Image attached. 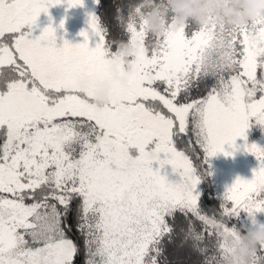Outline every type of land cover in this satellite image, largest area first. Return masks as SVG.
<instances>
[{
    "label": "snow or ice",
    "instance_id": "6c2138e0",
    "mask_svg": "<svg viewBox=\"0 0 264 264\" xmlns=\"http://www.w3.org/2000/svg\"><path fill=\"white\" fill-rule=\"evenodd\" d=\"M62 2L83 4L0 0V264H168L164 253L177 238L181 248L191 241L201 264H224L237 231L248 230L226 221L244 212L255 226L264 213V147L245 136L250 118L264 131V13L239 25L188 23L153 35L143 13L156 8L167 20L165 0H143L127 16L117 8L136 51L127 84L113 83L97 107L92 84L109 76L116 42L92 13L82 43L57 46L51 24L33 36L38 15ZM191 141L203 163L241 147L261 162L251 179L226 187L221 219L198 203L206 173L187 154ZM165 165L178 179L161 175ZM73 212L82 260L69 236ZM204 231L218 238V254L201 246ZM248 264H264V245Z\"/></svg>",
    "mask_w": 264,
    "mask_h": 264
},
{
    "label": "clouds",
    "instance_id": "9594fccd",
    "mask_svg": "<svg viewBox=\"0 0 264 264\" xmlns=\"http://www.w3.org/2000/svg\"><path fill=\"white\" fill-rule=\"evenodd\" d=\"M165 4L168 10L167 20L156 8L143 13L146 29L153 35H160L166 26L169 30H176L189 22L239 25L264 13V0H165ZM135 51L136 48L131 43H117L116 56L124 65L123 74H119L114 66L111 71L112 78L122 86L127 84V73L132 69L129 58ZM110 92L108 82L98 84L93 96L95 105L102 106L109 98ZM259 245H264V224L244 232L237 231L235 252L225 257L224 264H248L249 257Z\"/></svg>",
    "mask_w": 264,
    "mask_h": 264
},
{
    "label": "rangeland",
    "instance_id": "374dc122",
    "mask_svg": "<svg viewBox=\"0 0 264 264\" xmlns=\"http://www.w3.org/2000/svg\"><path fill=\"white\" fill-rule=\"evenodd\" d=\"M97 3H94L93 0H83V4L76 7L69 8L63 2L49 7L47 14L41 12L38 15L32 34L33 36H38L43 28L51 24L55 29L57 46H62L64 41H68L73 45L82 43L83 37L80 36V32L87 29V14L92 13L96 15ZM61 21H63V27H60ZM89 46H94V40L91 37L89 39ZM121 63L122 62L117 56L116 61L112 66H114L117 72L122 75L123 70L120 68ZM81 82H83V86H81ZM81 82V88L89 86L87 80H82ZM103 82H108L110 89H112L113 83H119L112 78L111 69L107 78L95 81L94 84H92V87L96 91L98 84H102ZM249 123L250 127L245 132L246 142L250 144L255 143L260 147H264V131H261L260 126L255 124L254 118H250ZM236 143L238 145H243L245 141L237 138ZM225 150L231 151L227 146H225ZM212 159V163H214L213 169H215L216 175L220 180V187L223 192L237 177L246 180L251 179L253 170L258 168L261 163L260 161H257L254 155L245 152L242 147L235 151L233 155L225 156L222 153H218L213 156ZM153 167L156 168L158 165L154 164ZM160 172L161 175H165L169 181L178 179V177L172 173L170 165H165ZM200 190L199 183L196 186L195 191L200 194ZM239 215H242L241 220H243L247 229L258 226L259 224H264V213L255 214V226L252 224L251 219L248 218L246 213L241 212Z\"/></svg>",
    "mask_w": 264,
    "mask_h": 264
},
{
    "label": "trees",
    "instance_id": "16d2710c",
    "mask_svg": "<svg viewBox=\"0 0 264 264\" xmlns=\"http://www.w3.org/2000/svg\"><path fill=\"white\" fill-rule=\"evenodd\" d=\"M143 0H98L96 7V16L99 17V22L102 28L106 30V40L108 42L115 41L113 44V50H115L116 44L118 42H127L128 34L124 30L123 25H119L116 19L117 8L119 9V14L122 16H127L131 6L142 3ZM159 2V0H157ZM191 23V22H189ZM194 24V23H191ZM4 38H0V41H3ZM209 87L213 81H207ZM193 95H196L194 93ZM181 149H184L185 145L183 143L178 145ZM187 154L193 161V164L197 167L198 171L203 167L205 175L200 181V194L198 198V203L203 212L207 213L209 216L215 215L217 219L220 217V197L223 195V191L220 187V180L216 175L214 163L212 157L208 158L207 163H203V153L194 141H191L187 146ZM75 205H73V209ZM74 212L69 215L68 225L72 227V231L69 233L70 238L76 241L81 248V256L78 259L83 258V240L78 239L79 233L76 231L74 222H73ZM241 216L238 218L226 221L230 227L235 226L238 229L242 226L246 228ZM178 220H183L184 218L177 213ZM187 220L191 221L195 226V229L200 232L204 229V225L201 221L191 216H187ZM214 231V230H213ZM204 241L201 246H209L212 248V251L208 255L218 254V238L213 235L209 237L208 232L204 231ZM179 244V238H177L176 244L168 245L164 253L168 264H201L203 257L197 252L193 251L191 248V241L186 243L182 248L177 247Z\"/></svg>",
    "mask_w": 264,
    "mask_h": 264
}]
</instances>
